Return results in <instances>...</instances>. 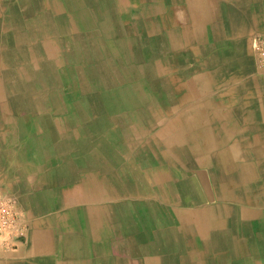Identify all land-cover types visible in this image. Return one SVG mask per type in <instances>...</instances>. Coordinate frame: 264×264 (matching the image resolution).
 <instances>
[{"label":"crops","instance_id":"1","mask_svg":"<svg viewBox=\"0 0 264 264\" xmlns=\"http://www.w3.org/2000/svg\"><path fill=\"white\" fill-rule=\"evenodd\" d=\"M10 12L34 32L14 66L35 89L3 90L0 191L29 229L0 264H264V0H0Z\"/></svg>","mask_w":264,"mask_h":264},{"label":"bare ground","instance_id":"2","mask_svg":"<svg viewBox=\"0 0 264 264\" xmlns=\"http://www.w3.org/2000/svg\"><path fill=\"white\" fill-rule=\"evenodd\" d=\"M29 1V0H28ZM120 1V0H119ZM49 2V1H48ZM125 2V1H124ZM111 3V2H110ZM110 3H106L105 4V7H104V10H105V13H107L108 11L110 12V9H111V7H113V6H111V4ZM131 3V2H130ZM125 4V3H124ZM65 6V5H64ZM71 6H72V3H71ZM102 6V5H101ZM23 7V6H22ZM51 7V6H50ZM92 7H94V6H92ZM122 7V6H121ZM65 8V7H64ZM73 8V7H72ZM123 8V7H122ZM93 10H95V9H93ZM3 11V10H2ZM4 11H5V9H4ZM98 11V10H97ZM67 12V11H66ZM42 13V12H41ZM40 13V14H41ZM101 13H103V11L101 12ZM100 13V14H101ZM44 14V13H43ZM62 14V13H61ZM64 14V13H63ZM109 14H111V13H109ZM45 15V14H44ZM65 15V14H64ZM103 15V14H102ZM108 15V13L106 14V16L104 17V18H102V25L104 26H106V27H108L109 26V16H107ZM3 15H2V13H1V15H0V56H2L3 54H9V55H11V56H14V55H24L25 53H27L28 52V50H24V48L22 47V42H20V45L21 46H19V44L18 45H16V43H18L19 41H22L21 39H24L26 42L28 41V42H30V41H32V39H34L35 38V36L33 35L34 34V32H33V34H26V32L25 31H23L22 33H20L22 30V26L16 21V19H15V22H14V20H13V17L15 16V14L14 13H9L8 15H7V17H5V14H4V22L1 20V17H2ZM59 16V15H58ZM73 16V15H72ZM46 18V17H45ZM61 18V17H60ZM44 19V18H43ZM47 19V18H46ZM79 19V18H78ZM54 20V19H53ZM34 21V20H33ZM38 21H39V19H38ZM16 22H17V24H16ZM46 22H47V20H46ZM62 22V21H61ZM37 23H39V22H37ZM41 23V22H40ZM56 23V22H55ZM45 24V23H44ZM78 23H76V25H77ZM57 25V24H56ZM82 25V24H81ZM101 25V26H102ZM41 26H42V24H41ZM113 26V25H112ZM56 27V26H55ZM69 27H70V25H69ZM43 28V27H42ZM29 29V28H28ZM25 30V29H24ZM46 30H48V29H46ZM108 31V30H107ZM37 32V31H36ZM90 32V31H89ZM95 32V31H94ZM103 32V31H102ZM126 33V32H125ZM39 34V33H38ZM86 34H87V32H86ZM103 34V33H102ZM45 35V34H44ZM60 35H62V34H60ZM40 36V35H39ZM49 36V35H48ZM99 36V35H98ZM105 36V35H104ZM54 37V36H53ZM96 37V36H95ZM112 37V36H111ZM41 38V37H40ZM39 38V39H40ZM43 38V37H42ZM89 38V37H88ZM9 40V43H7V41ZM19 40V41H18ZM67 40V39H66ZM50 41V40H49ZM48 41V42H49ZM45 42V41H44ZM4 43V44H3ZM47 43V42H46ZM51 43H53V42H51ZM56 43H58V42H56ZM81 43V42H80ZM80 43H78V44H80ZM120 44V43H119ZM123 44V43H122ZM121 44V45H122ZM28 45V44H27ZM51 45V44H50ZM53 46H54V44H52ZM58 45V44H57ZM60 45V44H59ZM37 46V45H36ZM104 46V45H103ZM7 47H8V52L6 51L7 50ZM100 47V46H99ZM108 47V46H107ZM3 48V49H2ZM102 48V47H101ZM106 48V47H105ZM31 49V48H30ZM51 49H53V52H56L57 51V47H53V48H51ZM82 49V48H81ZM92 49V48H91ZM33 50V49H32ZM65 50V49H64ZM59 51V50H58ZM61 51H62V49H61ZM69 51V53H70V50H68ZM92 52H96V50H92ZM102 52V51H101ZM254 52H256V50L254 51ZM52 53V52H51ZM83 53V52H82ZM62 54V53H61ZM51 55V54H50ZM71 55V54H70ZM59 56V55H58ZM72 56H74V54L72 55ZM47 57V56H46ZM63 57V56H62ZM6 58V57H5ZM7 58H8V56H7ZM27 58V57H26ZM45 58V57H44ZM55 58V57H54ZM65 59V58H64ZM75 59V58H74ZM76 60V59H75ZM41 61H43V60H41ZM53 61V60H52ZM60 61V60H59ZM62 61V60H61ZM97 61H99V60H97ZM256 61H257V64L259 65V63H258V57H257V52H256ZM6 62V61H5ZM28 62H29V60H28ZM55 62V61H54ZM68 62V61H67ZM75 62H77V60L75 61ZM40 63V62H39ZM50 63V62H49ZM27 64V63H26ZM52 64V63H51ZM57 64V63H56ZM54 65H55V63H54ZM68 65V64H67ZM74 65V64H73ZM113 65H115V64H113ZM83 66V65H82ZM52 67H54V66H52ZM68 67V66H67ZM259 67H260V65H259ZM46 68V67H45ZM57 68V67H56ZM145 68H147V69H152V65H146L145 66ZM261 68V67H260ZM84 69V68H83ZM117 69V68H116ZM115 69V70H116ZM4 70V69H3ZM36 70V69H35ZM38 70V69H37ZM42 70H44V69H42ZM75 70V69H74ZM98 70V69H97ZM103 69H101V71H102ZM50 71V70H49ZM51 72V71H50ZM75 72V71H74ZM97 72V71H96ZM103 72V71H102ZM101 72V73H102ZM113 72V71H112ZM148 72H150V71H148ZM116 73H117V71H116ZM119 73V72H118ZM77 74V73H76ZM79 74V73H78ZM139 75H140V73H138ZM157 74V73H156ZM4 76V75H3ZM116 76V75H115ZM156 76V75H155ZM52 77V76H51ZM71 77V76H70ZM139 77V76H138ZM5 78H7V77H5ZM9 78V77H8ZM11 78V77H10ZM54 78V77H53ZM72 78V77H71ZM99 78H100V76H99ZM108 78V77H107ZM149 78V77H148ZM154 78V77H153ZM3 79V78H2ZM25 79V78H24ZM32 79V78H31ZM109 79V78H108ZM142 79V78H141ZM6 80H8V79H6ZM81 80V79H80ZM107 80V79H106ZM55 81V80H54ZM71 81H72V79H71ZM11 82H12V80H11ZM43 82V81H42ZM41 82V83H42ZM52 82V81H51ZM73 82V81H72ZM15 83V82H14ZM29 83V82H28ZM54 83V82H53ZM79 83V82H78ZM16 84V83H15ZM29 84H31V82L29 83ZM99 84V83H98ZM112 84V83H111ZM45 85V84H44ZM104 85V84H103ZM18 86V85H17ZM48 86V85H47ZM3 87V83H2V81L0 80V106L1 105H4L5 104V101H7V100H9V101H14V99L13 98H11V99H9V98H7V96H6V92L4 93V88H2ZM14 87V86H13ZM51 87V86H50ZM53 87V86H52ZM57 90V89H56ZM39 91V90H38ZM54 91V90H53ZM13 92H15L14 90H13ZM56 94H57V92H56ZM12 95H15V94H12ZM43 96V95H42ZM58 96V95H57ZM150 96H152V95H150ZM30 97V96H29ZM44 97V96H43ZM50 97V96H49ZM59 97V96H58ZM155 99V98H154ZM23 100V99H22ZM30 100V99H29ZM150 101V100H149ZM153 101V100H152ZM30 102V101H29ZM28 102V103H29ZM46 103V102H45ZM30 104V103H29ZM47 104V103H46ZM17 105H19V104H17ZM32 105V104H31ZM30 106V105H29ZM47 107V106H46ZM18 109V108H17ZM34 109H35V107H34ZM39 112V111H38ZM23 113H25V112H23ZM22 113V114H23ZM32 113H33V110H32ZM82 113V112H81ZM24 118V117H23ZM225 149V148H224ZM217 152V151H216ZM220 156H221V154H220ZM241 163V162H240ZM235 164V163H234ZM225 166V164H223V163H221V172L223 171L222 169H223V167ZM237 166H238V163H237ZM226 167V166H225ZM229 168V167H228ZM230 169V168H229ZM228 170V169H227ZM189 174V173H188ZM236 176V175H235ZM226 177V176H225ZM234 178V177H233ZM242 191V190H241ZM228 193V192H227ZM4 194H6V193H4ZM7 195V194H6ZM9 196V195H8ZM71 197V196H70ZM219 198V197H218ZM225 201V200H224ZM229 201V200H228ZM251 201V200H250ZM18 202V201H17ZM234 202V201H233ZM252 202V201H251ZM256 202V201H255ZM254 203V202H253ZM252 203V204H253ZM248 204V203H247ZM19 206V205H18ZM237 206V205H236ZM247 207V206H246ZM254 207V206H253ZM20 208V207H19ZM241 208V207H240ZM85 211V210H84ZM87 211V210H86ZM212 211V210H211ZM240 211V210H239ZM238 211V212H239ZM243 212V211H242ZM22 213V212H21ZM211 213V212H210ZM213 213V212H212ZM262 213V212H261ZM264 213V212H263ZM243 214V213H242ZM177 215V214H176ZM238 215V214H237ZM245 215V214H244ZM244 215H241V216H244ZM190 224V223H189ZM234 225H235V223H234ZM236 226V225H235ZM237 226H238V224H237ZM29 229V228H28ZM27 233H28V231H27ZM258 235V234H257ZM91 236V235H90ZM26 237H27V235H26ZM93 237V236H92ZM210 237V236H209ZM259 238V237H258ZM26 239V238H25ZM25 241V240H24ZM23 243V242H22ZM21 243V244H22ZM149 250H151V249H149ZM146 255H149V256H152V255H150V254H146ZM142 257H144V256H142ZM172 256L170 255V256H166V259H170ZM165 259V260H166ZM144 261V260H143ZM161 261V259H157V258H151V257H149V258H147L146 260H145V263L147 262L148 264H159V262ZM132 264H133V262H132Z\"/></svg>","mask_w":264,"mask_h":264},{"label":"built area","instance_id":"3","mask_svg":"<svg viewBox=\"0 0 264 264\" xmlns=\"http://www.w3.org/2000/svg\"><path fill=\"white\" fill-rule=\"evenodd\" d=\"M258 63L264 70V32L253 37ZM29 228L18 202L14 197L0 191V246L7 251L16 249L24 242Z\"/></svg>","mask_w":264,"mask_h":264},{"label":"rangeland","instance_id":"4","mask_svg":"<svg viewBox=\"0 0 264 264\" xmlns=\"http://www.w3.org/2000/svg\"><path fill=\"white\" fill-rule=\"evenodd\" d=\"M101 1L103 3L104 0H101ZM72 33H74L73 30H71L70 33H69V38L67 40L68 41V46H66L64 48H66L67 50H70L71 59H72V61H75V59L77 57H75V55L72 56L74 54L73 53L74 52L73 49H74V44H75V41H74L75 38H74V35H72ZM92 44H93V42L88 39V35L86 33H84V36H83V52L84 53H82L83 54L82 57L84 56L83 58H89L90 57V56H88L89 55L88 54V51H90L89 50V47ZM22 47L24 48V50H27L28 49V47L26 45H22ZM6 51L8 52V47H7V50ZM68 54H69V51H68ZM7 56H8V58H7ZM4 57H6V58H3V56H2V58L0 59V75L2 77H4L3 80H2L3 88H5L9 94H10L11 91H13V90L15 91V90H18V89H20L21 91L34 90L35 88L31 87V84L28 83V82H30V79L29 78H25V75L23 73H20L18 71V68H16V66H14L16 64V62H17V61H14V58L15 57L14 56H11L9 54H4ZM71 63H73V62H71ZM5 77H7V78H5ZM6 79H8V80H6ZM11 80H12V82H11ZM39 81H40V79H39ZM52 81L54 83L52 82L47 87H45V90H51V89L60 90V87L62 86V83L60 81V78H54ZM74 84H75V86L77 85L76 82H74ZM65 86L68 87V85H65ZM69 86H73V83H70ZM54 95L57 96L56 94H54ZM43 96L40 99V97L37 98L38 95H35V98L40 99L39 101H41V100H44L45 101L47 99V96L48 95H44L43 94ZM37 99H35V100H37Z\"/></svg>","mask_w":264,"mask_h":264}]
</instances>
